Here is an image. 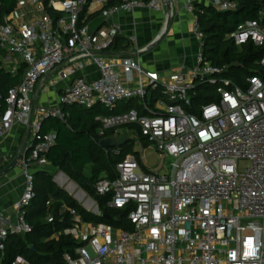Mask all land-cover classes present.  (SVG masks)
Listing matches in <instances>:
<instances>
[{"label": "built area", "instance_id": "1", "mask_svg": "<svg viewBox=\"0 0 264 264\" xmlns=\"http://www.w3.org/2000/svg\"><path fill=\"white\" fill-rule=\"evenodd\" d=\"M30 1L40 17L23 23L12 18L15 11L0 24V51L8 61L20 57L26 67L21 83L4 99L5 112L0 103V140L16 125L33 133L31 151L18 163L23 193L11 215L0 214V253L11 237L32 233L26 218L35 197L30 166L50 167L46 156L57 139L55 132H40L42 122H66V106L91 109L101 104L114 111L120 103L136 101L129 112L99 118L102 132L114 131L115 140L148 141L172 162L170 172L146 170L140 158L130 154L117 165L113 178L100 179L96 193L109 198L110 209H129L132 229L84 223L71 211L75 226L62 235L79 247L63 256V264H264V73L249 77L244 86H233L221 77L227 68L215 67L200 52L193 69L161 80L144 70L137 57L112 64L107 53L122 33L119 25L99 34L78 28L87 0H51L50 7L62 14L57 21L40 0ZM116 1L105 17L145 7L160 12L167 5V0ZM111 2L95 3L105 8ZM197 2L222 12L238 9L229 0H196L186 9L194 13ZM193 26L201 42L196 18ZM229 38L240 48L249 42L264 47V20L245 21ZM90 65L98 69L97 79L79 75ZM56 72L66 84L59 104L36 108L38 84ZM10 73L15 76L17 71ZM199 86L217 87L219 98L192 114L187 108ZM129 126L138 127L139 134ZM10 264L31 263L19 256Z\"/></svg>", "mask_w": 264, "mask_h": 264}, {"label": "trees", "instance_id": "2", "mask_svg": "<svg viewBox=\"0 0 264 264\" xmlns=\"http://www.w3.org/2000/svg\"><path fill=\"white\" fill-rule=\"evenodd\" d=\"M21 0H0V24H4L18 8ZM46 12L57 21L62 14L54 11L51 0H40ZM64 1V0H63ZM237 4L236 10L222 12L213 6L198 4L194 14L201 25V53L205 61L227 71L221 77L230 79L233 86H244L249 77L264 73L261 61L264 58V47H257L253 42L238 47L229 38L237 28L247 20H264V0H229ZM92 0H87L79 17L78 28L87 27L98 13L89 14ZM116 5L110 3L104 10ZM262 14V16H261ZM113 47L126 49L123 38L118 37ZM4 52L0 51V56ZM1 58V57H0ZM26 68H21L15 76L8 72L0 59V103L5 112L4 99L10 91L19 85ZM197 96L193 105L187 108L189 113L196 114L202 105L218 101L217 87H197ZM136 101L120 103L114 111L97 105L91 109L80 106H66L70 114L66 122L58 119H46L42 122L40 132H55L56 144L47 154L50 167L64 172L79 188L90 195L97 203L100 216L85 210L72 196L54 182V176L47 169L34 172L35 197L26 208V218L32 227V233L25 236H14L9 239L6 249L0 253L3 264H10L16 257H23L31 264H63L66 253H74L79 247L71 237L62 233L75 226L71 211H75L84 223L107 224L114 228L131 230L128 222L129 209L113 210L107 207L109 198L98 195L95 184L102 178H113L117 165L130 155L135 139L125 146L105 149L100 142L114 136V131L102 132L99 118L119 115L136 107ZM139 134L140 129L129 126ZM144 147L150 146L141 139ZM89 170V174H87ZM121 218V221H119Z\"/></svg>", "mask_w": 264, "mask_h": 264}, {"label": "crops", "instance_id": "3", "mask_svg": "<svg viewBox=\"0 0 264 264\" xmlns=\"http://www.w3.org/2000/svg\"><path fill=\"white\" fill-rule=\"evenodd\" d=\"M195 1L174 0L169 8L166 5L160 12L145 7L132 12L120 11L105 17L104 13L109 8L104 10L95 3L96 0H92L89 14L98 13V16L92 19L87 27L94 34H99L105 32L114 23L119 25L122 28L119 37L124 39L127 48L113 47L112 51L107 53L112 64L120 65V59L128 56L137 57L144 70L161 80L169 81L178 70L185 73L193 69L201 52L202 45L195 37L193 26L196 16L186 9L189 3ZM198 4L200 3H195V6ZM40 16L30 0H21L12 18L28 23ZM0 57L8 72L11 70L18 72L21 68H26L18 56H13L11 61L6 60L5 55ZM79 75L94 80L99 77V72L95 66L90 65ZM65 86L66 84L58 79L57 72L46 82L41 81L33 97L36 108L57 106ZM32 139L33 133L29 128L14 126L7 136L0 140V171L13 162L24 146L22 158L25 150L30 148ZM30 167L33 172L46 169L39 168L35 164ZM17 168L0 177V214L11 215L14 204L23 193V171L18 166Z\"/></svg>", "mask_w": 264, "mask_h": 264}, {"label": "rangeland", "instance_id": "4", "mask_svg": "<svg viewBox=\"0 0 264 264\" xmlns=\"http://www.w3.org/2000/svg\"><path fill=\"white\" fill-rule=\"evenodd\" d=\"M140 138V144L137 143V140H135V145L132 148V151L130 154L136 155L138 157V159L140 158V160L142 161L143 166L145 167L146 170L152 171V172H159L161 174L164 173H169L170 169H171V161L166 159L165 156L161 157V155H159V153H157L155 151V149L151 146H147L144 147L142 142H141ZM1 160V159H0ZM17 166L15 167L14 170H17ZM50 173L53 174L54 177H56L57 175H59V173L61 172L58 169H55L53 167H47L46 168ZM13 170V171H14ZM87 174H89V170H87ZM59 182L61 183L62 186L65 187L66 183H70V180H64L63 177H61L59 179ZM75 191L78 192V188H75ZM68 195L72 196L74 198V196L70 193H68ZM75 199V198H74ZM88 199H92L93 201H95L90 195L87 194V196L83 199V201H78L77 199H75L81 206H83L84 200L87 201ZM96 202V201H95ZM89 204V209L88 212L90 213H94V210L96 208V204H92L90 201L87 202V206ZM92 204V205H91ZM100 214L102 213L99 209ZM88 252L90 253L91 256H93V250L91 247L87 248Z\"/></svg>", "mask_w": 264, "mask_h": 264}, {"label": "water", "instance_id": "5", "mask_svg": "<svg viewBox=\"0 0 264 264\" xmlns=\"http://www.w3.org/2000/svg\"><path fill=\"white\" fill-rule=\"evenodd\" d=\"M167 6L169 8L170 6V1L167 0ZM30 137V136H29ZM29 139V138H28ZM131 140V137H125V138H120L118 140L112 139V138H107L104 139L100 142V145L105 148V149H114V148H120L125 146L127 143H129ZM24 150V146H22L21 150L19 151V153L17 154L16 158L13 160V162L4 170L0 171V177L6 175L7 173L11 172L12 170L15 169L16 166H18V163L20 161V158L22 156V152ZM31 151V148H28L25 150V155L29 154ZM63 177L66 181L70 180V178L64 173V172H60L59 175H57L56 177H54V182L59 186V188H61L62 190H64L67 194L70 193V191L68 190V188H64L61 183L59 182V179ZM70 185H72L75 188H78V192L74 195V198L77 199L78 201H83V199L87 196V193L82 190L81 188H79V186L72 180H70ZM71 194V193H70ZM90 201L92 204H96L97 203L95 201H93L92 199H88L87 201H84L83 203V208L85 210L88 211V208H86L87 202ZM97 216H100V212H99V207L98 205L96 206L94 213ZM119 221H121V218H119Z\"/></svg>", "mask_w": 264, "mask_h": 264}, {"label": "bare ground", "instance_id": "6", "mask_svg": "<svg viewBox=\"0 0 264 264\" xmlns=\"http://www.w3.org/2000/svg\"><path fill=\"white\" fill-rule=\"evenodd\" d=\"M65 180V179H64ZM64 187V186H63ZM64 188H68V190L70 191V193L74 196L77 191H75L74 187L72 185H70V183H66L65 187ZM85 201V200H84ZM92 205V204H91ZM86 208L89 209V204L88 206L86 205Z\"/></svg>", "mask_w": 264, "mask_h": 264}]
</instances>
